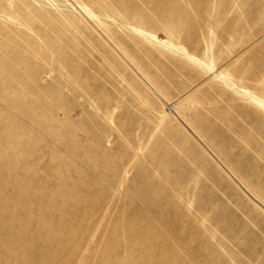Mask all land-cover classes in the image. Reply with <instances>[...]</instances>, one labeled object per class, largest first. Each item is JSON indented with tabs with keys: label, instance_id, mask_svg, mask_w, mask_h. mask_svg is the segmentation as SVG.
Wrapping results in <instances>:
<instances>
[{
	"label": "rangeland",
	"instance_id": "rangeland-1",
	"mask_svg": "<svg viewBox=\"0 0 264 264\" xmlns=\"http://www.w3.org/2000/svg\"><path fill=\"white\" fill-rule=\"evenodd\" d=\"M242 89L264 0H0V264H264Z\"/></svg>",
	"mask_w": 264,
	"mask_h": 264
},
{
	"label": "bare ground",
	"instance_id": "bare-ground-1",
	"mask_svg": "<svg viewBox=\"0 0 264 264\" xmlns=\"http://www.w3.org/2000/svg\"><path fill=\"white\" fill-rule=\"evenodd\" d=\"M141 32V31H140ZM147 34V33H146ZM224 75V74H223ZM242 92L247 94L249 96V98L255 102L256 104L259 105H264V100L259 98L257 95H255L253 92L248 91L247 89H242Z\"/></svg>",
	"mask_w": 264,
	"mask_h": 264
}]
</instances>
